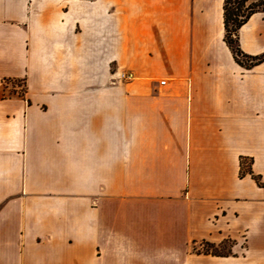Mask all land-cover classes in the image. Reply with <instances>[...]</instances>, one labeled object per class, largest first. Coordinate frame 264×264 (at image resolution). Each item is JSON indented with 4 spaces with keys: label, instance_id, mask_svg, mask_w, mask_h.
<instances>
[{
    "label": "crops",
    "instance_id": "crops-1",
    "mask_svg": "<svg viewBox=\"0 0 264 264\" xmlns=\"http://www.w3.org/2000/svg\"><path fill=\"white\" fill-rule=\"evenodd\" d=\"M223 3L0 0V264H264V61Z\"/></svg>",
    "mask_w": 264,
    "mask_h": 264
},
{
    "label": "trees",
    "instance_id": "trees-1",
    "mask_svg": "<svg viewBox=\"0 0 264 264\" xmlns=\"http://www.w3.org/2000/svg\"><path fill=\"white\" fill-rule=\"evenodd\" d=\"M263 11L264 0H224L223 3V18H224V41L233 53L235 61L245 68H250L264 61V52L258 55L244 54L238 45L237 30L247 21L251 14ZM244 158H240V172L252 174L250 166L245 169ZM250 162V161H249ZM256 178V177H254ZM257 180V178H256ZM225 242V241H224ZM224 242L220 243L222 245ZM211 247H215L212 243L206 242ZM219 245V246H220ZM218 247V246H217ZM220 255L218 252H207Z\"/></svg>",
    "mask_w": 264,
    "mask_h": 264
},
{
    "label": "rangeland",
    "instance_id": "rangeland-1",
    "mask_svg": "<svg viewBox=\"0 0 264 264\" xmlns=\"http://www.w3.org/2000/svg\"><path fill=\"white\" fill-rule=\"evenodd\" d=\"M230 244H231V241L226 240L222 245L215 248V247H211L206 242L199 241L196 244H194L193 248H194V251H200V252L227 253L229 250Z\"/></svg>",
    "mask_w": 264,
    "mask_h": 264
},
{
    "label": "built area",
    "instance_id": "built-area-1",
    "mask_svg": "<svg viewBox=\"0 0 264 264\" xmlns=\"http://www.w3.org/2000/svg\"><path fill=\"white\" fill-rule=\"evenodd\" d=\"M118 77L121 78V79H124V80H129V79L133 78V74L129 73V72H120ZM2 82L3 83H8L9 81L8 80H2ZM160 83L164 84L165 80L164 79L160 80Z\"/></svg>",
    "mask_w": 264,
    "mask_h": 264
}]
</instances>
